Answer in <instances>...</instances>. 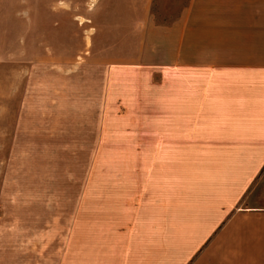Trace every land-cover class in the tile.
<instances>
[{"label":"crops","instance_id":"obj_1","mask_svg":"<svg viewBox=\"0 0 264 264\" xmlns=\"http://www.w3.org/2000/svg\"><path fill=\"white\" fill-rule=\"evenodd\" d=\"M152 4L93 0L91 47L107 82L149 84L131 146L155 148L141 164L170 198L56 264H264V0H189L170 21Z\"/></svg>","mask_w":264,"mask_h":264},{"label":"rangeland","instance_id":"obj_2","mask_svg":"<svg viewBox=\"0 0 264 264\" xmlns=\"http://www.w3.org/2000/svg\"><path fill=\"white\" fill-rule=\"evenodd\" d=\"M188 1L153 0L152 12L170 21ZM92 6L0 0V264H56L76 250L89 259L108 222L170 198L166 182L156 193L160 164H141L155 148L131 146L149 84L106 81ZM162 165L160 178L171 176Z\"/></svg>","mask_w":264,"mask_h":264}]
</instances>
